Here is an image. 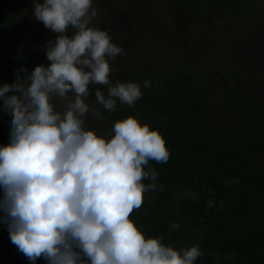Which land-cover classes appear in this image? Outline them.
I'll return each instance as SVG.
<instances>
[{"label":"trees","instance_id":"1","mask_svg":"<svg viewBox=\"0 0 264 264\" xmlns=\"http://www.w3.org/2000/svg\"><path fill=\"white\" fill-rule=\"evenodd\" d=\"M12 1L0 0V264H172L178 250L175 264H264V98L232 72L215 86L208 57L140 56L99 94L91 133L133 149L100 188L18 143L10 111L30 63L5 52ZM169 1L190 36L211 13L264 15V0Z\"/></svg>","mask_w":264,"mask_h":264},{"label":"rangeland","instance_id":"2","mask_svg":"<svg viewBox=\"0 0 264 264\" xmlns=\"http://www.w3.org/2000/svg\"><path fill=\"white\" fill-rule=\"evenodd\" d=\"M172 6L169 0L12 1L20 23L5 52L28 58L30 81L10 116L32 161L59 164L100 188L112 186L133 149L100 141L90 126L99 121L101 90L126 78L142 55L172 62L182 55L208 57L215 62L208 72L215 86L232 72L264 98V15L211 13L190 36ZM180 252L172 264L180 262Z\"/></svg>","mask_w":264,"mask_h":264}]
</instances>
